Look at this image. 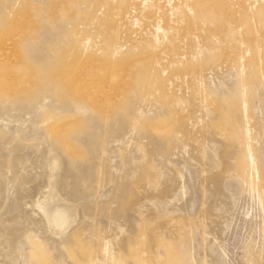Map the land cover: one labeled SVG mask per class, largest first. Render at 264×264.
<instances>
[{
	"label": "rangeland",
	"instance_id": "obj_1",
	"mask_svg": "<svg viewBox=\"0 0 264 264\" xmlns=\"http://www.w3.org/2000/svg\"><path fill=\"white\" fill-rule=\"evenodd\" d=\"M0 264H264V0H0Z\"/></svg>",
	"mask_w": 264,
	"mask_h": 264
},
{
	"label": "bare ground",
	"instance_id": "obj_2",
	"mask_svg": "<svg viewBox=\"0 0 264 264\" xmlns=\"http://www.w3.org/2000/svg\"><path fill=\"white\" fill-rule=\"evenodd\" d=\"M26 23H27L26 21H22L19 24V28L20 29L24 28L23 26H25ZM30 58H31V56H29L27 54L26 56L20 57V60L25 63L27 61H30ZM37 69H39L41 71L40 68H37ZM49 79H54V78L52 77ZM108 80L109 79H107L106 74L103 73L102 70L91 71V72L89 71V81H88V84H86L87 86H85V87L96 88L98 90V92L101 93V91L107 87ZM71 86L73 87V89L76 92L77 91L79 92V89H80L79 83L74 78H72V80H71ZM69 129H70L69 125L65 124L62 127L55 128L53 130V133H54L56 139L59 142L63 143V144L60 143V145H63L64 148H66L68 146V142H69L68 130ZM80 153H81V149H79L78 151H75L74 156L79 155ZM250 159L253 161V157L251 155H250ZM53 164L56 167L60 165V163L57 159H54ZM46 199H47V197H46ZM46 201H48V199ZM43 208L45 209V216H46L48 222L54 224L56 226V228L57 227L61 228V227L65 226L67 221H69L68 220L69 216H71L69 208L65 204L60 203V202L59 203H56V202L52 203L50 201Z\"/></svg>",
	"mask_w": 264,
	"mask_h": 264
}]
</instances>
